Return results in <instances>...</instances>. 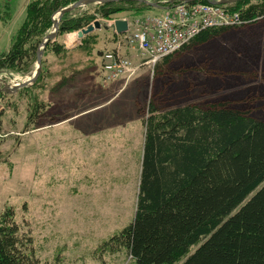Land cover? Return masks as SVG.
Returning a JSON list of instances; mask_svg holds the SVG:
<instances>
[{"label": "rangeland", "instance_id": "rangeland-1", "mask_svg": "<svg viewBox=\"0 0 264 264\" xmlns=\"http://www.w3.org/2000/svg\"><path fill=\"white\" fill-rule=\"evenodd\" d=\"M8 1L12 18L7 24H0V52L8 49L20 27L28 0ZM94 7L82 5L80 11L93 12ZM150 12L161 14L158 10ZM134 17L135 14L119 13L111 20ZM97 19L101 28L94 32L98 43L90 57L78 50L68 54L63 62L46 56L53 75L46 82L47 87L54 83V75L65 70V65H75L81 74L75 75L70 69L69 74L74 75L71 79L76 81L73 86L43 92L49 106L35 128L23 131L24 99L10 93L0 101L4 113L0 212L6 207L13 209L21 233L31 237L36 257L45 264H134L125 249L105 247L103 243L133 220L141 128L137 125L124 131L126 145L124 139L106 135V140L85 147L84 127L90 119L84 117L86 110L103 104L106 116L116 108L125 111L136 93L139 97L142 91L144 101L140 99L139 103H144L143 118L147 101L157 96L163 108L224 102L264 120V30L261 35L257 30L264 20L178 53L158 73L156 67L162 60L153 66L145 65L135 50L122 45L119 54L130 60L135 71L130 77L126 74L106 83L109 62L117 50H113L115 37L109 22ZM62 39L66 41L67 35ZM75 40L74 34L69 35V43ZM35 69L34 63L25 76L0 72V89L32 78ZM113 84L118 88H111ZM75 86L73 99L69 90ZM42 125L47 127L39 129Z\"/></svg>", "mask_w": 264, "mask_h": 264}, {"label": "trees", "instance_id": "trees-1", "mask_svg": "<svg viewBox=\"0 0 264 264\" xmlns=\"http://www.w3.org/2000/svg\"><path fill=\"white\" fill-rule=\"evenodd\" d=\"M79 1L30 0L8 49L0 52V72L28 75L43 39L53 29V17ZM104 1L95 5L93 12L77 7L59 18L56 39L43 48L36 80L16 91L25 101L24 132L35 128L49 106L43 92L73 86L76 81L71 79L70 69L81 74L75 65H65L64 72L54 75V83L47 87L53 75L46 56L63 62L78 50L90 57L98 43L93 32L68 51L62 41L66 34L87 28L97 18L108 20L119 13L136 15L152 10L139 0ZM250 1L240 0L231 8L239 13L241 26L199 32L178 51L163 57L156 72L166 68L178 53L232 30L259 24L264 0L256 5ZM11 18L9 1L0 0V24ZM7 96L10 94L0 90V101ZM162 106V100L155 96L145 107L133 220L103 245L125 249L134 264H264V120L224 102ZM3 116L1 112L0 146ZM0 264H45L36 257L31 237L21 233L9 207L0 212Z\"/></svg>", "mask_w": 264, "mask_h": 264}, {"label": "built area", "instance_id": "built-area-1", "mask_svg": "<svg viewBox=\"0 0 264 264\" xmlns=\"http://www.w3.org/2000/svg\"><path fill=\"white\" fill-rule=\"evenodd\" d=\"M179 1L160 15L128 21V31L119 37L117 46L124 45L135 50L145 65L153 66L203 30L242 25L239 13L231 11L229 5H221V0H196L192 4H187L186 0ZM108 70L104 82L111 83L126 74L130 77L135 68L131 67L127 57L117 51L109 62Z\"/></svg>", "mask_w": 264, "mask_h": 264}, {"label": "crops", "instance_id": "crops-1", "mask_svg": "<svg viewBox=\"0 0 264 264\" xmlns=\"http://www.w3.org/2000/svg\"><path fill=\"white\" fill-rule=\"evenodd\" d=\"M30 0H28L25 3L26 4L29 2ZM25 6H23V8L25 9ZM151 13V12H147L146 14ZM258 30V34L261 35L260 33L264 30V21L260 24V26L257 28ZM261 31V32H260ZM116 48V44L114 43L113 45V50ZM122 47L119 49L121 51ZM134 51V50H133ZM135 52V51H134ZM120 81V80H119ZM122 82V81H121ZM123 84V83H122ZM116 84H113L111 86V88L117 89L118 87ZM146 87V85H145ZM63 88V87H62ZM72 91V94L70 95H74L73 99H76L75 97V91L76 87L70 88ZM73 89V90H72ZM146 91V90H145ZM144 91V92H145ZM120 91L113 93V98L118 96V93ZM142 91L140 92V96L137 97L138 93H136L135 100L127 105L126 110L124 111L122 109H115L113 113H111V115L106 116L103 110L104 105H99L97 107H94L90 110H86L85 112V116H89V120L86 121L85 123V127H84V140H85V147H88L89 145H96L98 142H102L104 140H106V135H114V139L120 138V141H122L124 139V144L126 145V140L125 138L127 137L124 133V131H126L127 129H132V127L134 126H139V128H141V143H140V162H141V155H142V147H143V140H144V125H143V115L144 111H143V105L144 103L140 102V99L144 101V97L142 98L141 96ZM71 99V96L69 97ZM117 99V98H116ZM75 101V100H74ZM75 104V103H74ZM72 117V116H71ZM70 117V119H71ZM78 116L75 115L74 118H77ZM143 118V119H142ZM47 127L46 125H43L41 128H45ZM118 141V140H117ZM123 144V145H124ZM128 144V143H127ZM122 145V146H123ZM113 147L115 146V144L112 145ZM117 146V145H116ZM140 162H139V171H140Z\"/></svg>", "mask_w": 264, "mask_h": 264}, {"label": "water", "instance_id": "water-1", "mask_svg": "<svg viewBox=\"0 0 264 264\" xmlns=\"http://www.w3.org/2000/svg\"><path fill=\"white\" fill-rule=\"evenodd\" d=\"M195 0H186V3H191ZM239 0H221L220 3L223 4V5H226V4H235L237 3ZM139 2H142L148 6H151V7H155V8H158L157 5H154L153 3H149L147 1H142V0H139ZM93 3H99V4H103L105 3L104 0H82V1H79L77 3H75L74 5H72L71 7L69 8H66V9H63L62 11L59 12L58 14V19L56 21H54L53 23V31L50 35H48L46 38H44V40L42 41V44L37 52V61H36V71L33 75V78L30 80V81H27V82H24L20 85H18L17 87H14L13 89H9L8 87H6L5 89H0L1 91L5 92V93H12V92H15L17 89L19 88H24L26 87L27 85H29L30 83H33L40 70H41V56H42V49L45 47L46 43L49 41V40H54L57 36V27H58V22H59V18L65 13V12H68V11H71V10H74L75 8L77 7H81L82 5H87V4H93ZM214 4H217L218 2H213ZM100 23L98 21H94L92 23V25L88 26L87 28L85 29H82L80 31H78L76 33V37L77 39H82L85 35H88L90 33H92L94 30H99L100 29ZM111 28L114 29V31L117 33V34H122L124 32H126L127 30V24H126V21L124 20H116L113 25L111 26ZM76 44V41L75 43H68L67 41H64V46H65V49L67 50H70L71 48H73ZM2 108L0 107V113L2 112Z\"/></svg>", "mask_w": 264, "mask_h": 264}]
</instances>
